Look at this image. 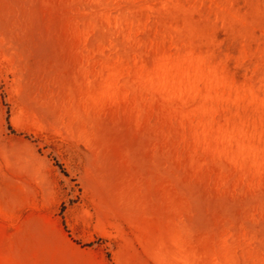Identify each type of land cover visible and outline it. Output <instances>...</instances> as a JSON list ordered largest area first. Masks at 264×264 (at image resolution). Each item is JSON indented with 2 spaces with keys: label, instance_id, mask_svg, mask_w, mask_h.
<instances>
[{
  "label": "rangeland",
  "instance_id": "rangeland-1",
  "mask_svg": "<svg viewBox=\"0 0 264 264\" xmlns=\"http://www.w3.org/2000/svg\"><path fill=\"white\" fill-rule=\"evenodd\" d=\"M0 264H264V0H0Z\"/></svg>",
  "mask_w": 264,
  "mask_h": 264
}]
</instances>
